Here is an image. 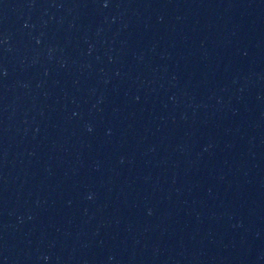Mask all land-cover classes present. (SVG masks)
I'll list each match as a JSON object with an SVG mask.
<instances>
[{"label": "water", "instance_id": "obj_1", "mask_svg": "<svg viewBox=\"0 0 264 264\" xmlns=\"http://www.w3.org/2000/svg\"><path fill=\"white\" fill-rule=\"evenodd\" d=\"M0 264H264V0H0Z\"/></svg>", "mask_w": 264, "mask_h": 264}]
</instances>
